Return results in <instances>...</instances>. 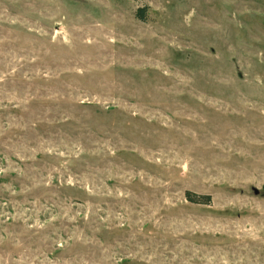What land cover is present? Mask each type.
Listing matches in <instances>:
<instances>
[{
	"label": "rangeland",
	"instance_id": "374dc122",
	"mask_svg": "<svg viewBox=\"0 0 264 264\" xmlns=\"http://www.w3.org/2000/svg\"><path fill=\"white\" fill-rule=\"evenodd\" d=\"M0 264H264V0H0Z\"/></svg>",
	"mask_w": 264,
	"mask_h": 264
},
{
	"label": "trees",
	"instance_id": "16d2710c",
	"mask_svg": "<svg viewBox=\"0 0 264 264\" xmlns=\"http://www.w3.org/2000/svg\"><path fill=\"white\" fill-rule=\"evenodd\" d=\"M188 195H190V194H188Z\"/></svg>",
	"mask_w": 264,
	"mask_h": 264
}]
</instances>
